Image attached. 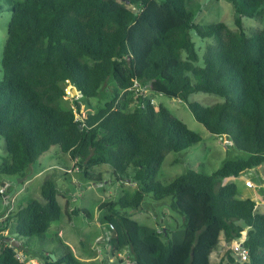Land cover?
Listing matches in <instances>:
<instances>
[{
  "label": "trees",
  "instance_id": "trees-1",
  "mask_svg": "<svg viewBox=\"0 0 264 264\" xmlns=\"http://www.w3.org/2000/svg\"><path fill=\"white\" fill-rule=\"evenodd\" d=\"M9 1L0 79V137L9 158L0 163V174H20L58 146L86 178L106 164L117 180L136 184L134 193L98 204L110 254L130 256L118 258L119 264H210L220 240L229 245L244 230L247 260H235L227 250L215 264H264V214L237 184L226 183L264 164V27L251 35L242 31V18L255 16L264 0H228L237 31L223 22L198 25L188 0ZM190 30L215 40L205 47L203 66L196 65ZM109 78L110 99L97 110L78 119L62 106L66 83L87 99L97 97ZM134 80L183 101L209 133L225 135L247 158L227 159L211 174L190 169L167 183L156 180L167 153L201 137L163 105L155 109L146 95L135 97L129 89ZM196 92L223 100L204 106L189 100ZM40 194L43 203L30 197L0 222V264H24L4 239L11 222L17 240L45 233L62 215L53 180L42 182ZM147 194L155 201L168 198L182 229H150L120 214L119 209L139 210ZM64 252L56 261L45 255L46 264H91L67 246Z\"/></svg>",
  "mask_w": 264,
  "mask_h": 264
},
{
  "label": "rangeland",
  "instance_id": "rangeland-1",
  "mask_svg": "<svg viewBox=\"0 0 264 264\" xmlns=\"http://www.w3.org/2000/svg\"><path fill=\"white\" fill-rule=\"evenodd\" d=\"M188 8L192 11L194 22L200 26L223 22L230 30H238L234 24V7L228 0H188ZM10 15V1L0 0V79L3 76L1 59ZM263 27L264 2L255 16L242 18V31L246 35H251ZM189 36L198 55L196 65L203 66L202 56L205 47L207 44H213L215 40L212 37L201 38L194 30H190ZM107 83L105 89L97 97L87 99L82 97L79 92L74 95L71 90L72 86L66 83L64 89L66 96L61 102L62 106L73 109L75 117L78 119L86 112L97 110L110 99L112 79L109 78ZM144 88L145 95L152 100L155 109L158 105H163L188 129L201 137L199 142L185 150L167 153L155 177L156 180L167 183L190 169L211 174L219 169L227 159L247 158L245 153L239 152L229 145V140L225 135L223 137L209 133L201 123L194 119L183 101L156 93L150 83ZM124 100L129 104L130 109L133 108V102L125 98ZM189 100L209 106L223 99L214 94L196 92L189 96ZM75 101L78 103L76 104ZM76 107L79 109L76 110ZM7 158L9 156L4 148V140L0 137V163H3ZM22 174H25V178L22 177ZM98 175L100 180L95 182L94 177ZM237 178L242 180V184H239L240 182L237 180L240 194L245 197H254L257 211L264 214V164L245 170ZM25 179H30V181L26 184ZM45 179L54 181L57 189V201L63 213L59 219L50 223L45 233L17 239L19 244L15 247L16 252L21 254L26 261L28 260L29 264H46L45 255H48L51 261H56L64 256L65 246L82 263L119 264L118 258L130 261L128 251L116 256L110 254L109 229L103 219L105 212L98 209V204L104 201H116L122 194L134 193L138 190L136 184L128 182V180H117L111 168L106 164L91 169L89 177L86 178L68 154L62 153L58 146H52L34 163L26 166L20 174H0V187L6 185L4 194L6 197L17 192L16 197L22 198L17 205L15 203V210L20 203L30 197L41 203L44 202L40 194V186ZM246 179L253 183V188L244 185ZM220 183L221 181L218 180L217 184ZM1 198L0 195V214L8 208ZM164 200L163 202L155 201L150 194H147L144 196L139 210L127 208L119 209V211L120 214L127 215L138 221L140 225L150 229H161V225L167 224L182 229L181 216L170 211L166 202L169 201L168 198ZM12 230L11 222L8 230L3 234L6 237L14 238ZM245 235L246 230L242 232L241 236ZM232 244L228 245L221 239L210 254V264H215L221 257H226L227 250H230ZM31 259L36 260L37 263L31 262ZM234 259L238 260L235 257Z\"/></svg>",
  "mask_w": 264,
  "mask_h": 264
},
{
  "label": "built area",
  "instance_id": "built-area-1",
  "mask_svg": "<svg viewBox=\"0 0 264 264\" xmlns=\"http://www.w3.org/2000/svg\"><path fill=\"white\" fill-rule=\"evenodd\" d=\"M131 92L134 93L135 97H138L139 95H143L145 96V88L142 87L139 82L137 80L133 81L132 86L129 88ZM68 172H70L71 170H67ZM245 185L247 187H254L253 183L250 180H246L245 181ZM6 192V185H3L0 187V195H1V199L3 200V202L5 204L8 205L7 210L0 215V222L6 218V216L14 209L15 207V203H16V194H12L11 196H5ZM12 239V238H11ZM245 239V236H240L238 239H236L235 241H233L232 246L230 247V254L237 258L239 261H246L247 260V250L243 247V241ZM0 242H1V238H0ZM15 257L22 263L24 264H29L28 260L26 261V259H24V257L19 254L18 252H16Z\"/></svg>",
  "mask_w": 264,
  "mask_h": 264
},
{
  "label": "crops",
  "instance_id": "crops-1",
  "mask_svg": "<svg viewBox=\"0 0 264 264\" xmlns=\"http://www.w3.org/2000/svg\"><path fill=\"white\" fill-rule=\"evenodd\" d=\"M224 137V136H223ZM73 163H75V161H73ZM261 166V165H260ZM260 166H258V167H260ZM66 170V169H65ZM237 178V177H236ZM236 178H230V179H228L227 181H226V183H235V184H237V180H238V178L236 179ZM247 180V179H246ZM245 180V181H246ZM30 181V179H25L24 180V182L27 184L28 182ZM240 183L239 184H242V180H241V178L238 180ZM245 181H244V185H245ZM246 186V185H245ZM14 194H16L17 195V192L16 193H14ZM244 196V195H243ZM253 200H254V197H251ZM22 199V198H21ZM21 199H19V198H17L16 197V205L18 204V202L21 200ZM85 212V214L87 213L86 211H84ZM3 214V213H2ZM1 215V214H0ZM89 216V215H88ZM7 231V230H6ZM6 231H4V232H6ZM12 238V237H11ZM19 243V242H18ZM36 262L37 263V261L36 260H34V259H31V262Z\"/></svg>",
  "mask_w": 264,
  "mask_h": 264
},
{
  "label": "water",
  "instance_id": "water-1",
  "mask_svg": "<svg viewBox=\"0 0 264 264\" xmlns=\"http://www.w3.org/2000/svg\"><path fill=\"white\" fill-rule=\"evenodd\" d=\"M126 3H128V1H126ZM72 93L75 95L77 94V91L75 89V87H71ZM6 242H10V245L13 247H17L18 246V241L17 240H11L9 237L4 238Z\"/></svg>",
  "mask_w": 264,
  "mask_h": 264
},
{
  "label": "clouds",
  "instance_id": "clouds-1",
  "mask_svg": "<svg viewBox=\"0 0 264 264\" xmlns=\"http://www.w3.org/2000/svg\"><path fill=\"white\" fill-rule=\"evenodd\" d=\"M10 239H11V237H9ZM11 240H13V237H12V239Z\"/></svg>",
  "mask_w": 264,
  "mask_h": 264
}]
</instances>
